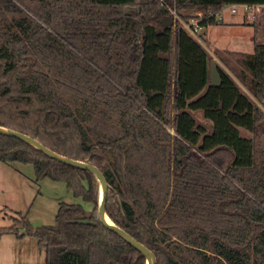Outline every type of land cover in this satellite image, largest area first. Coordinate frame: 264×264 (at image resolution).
Wrapping results in <instances>:
<instances>
[{
	"label": "trees",
	"instance_id": "1",
	"mask_svg": "<svg viewBox=\"0 0 264 264\" xmlns=\"http://www.w3.org/2000/svg\"><path fill=\"white\" fill-rule=\"evenodd\" d=\"M234 4L264 0H0V126L97 166L108 217L155 264H264V41L234 76L216 62L214 85L201 38L162 24L174 7L215 26ZM0 161L91 205L61 202L53 225L23 218L0 239L26 230L46 264H146L102 224L94 172L3 134Z\"/></svg>",
	"mask_w": 264,
	"mask_h": 264
},
{
	"label": "rangeland",
	"instance_id": "2",
	"mask_svg": "<svg viewBox=\"0 0 264 264\" xmlns=\"http://www.w3.org/2000/svg\"><path fill=\"white\" fill-rule=\"evenodd\" d=\"M261 14H264V8L258 15ZM223 16L241 19L244 13L241 9L232 13L226 7ZM252 20L260 19L255 17ZM219 26L221 25L203 27L199 31V37L207 49L224 60L223 68L233 74V68H239L240 60L253 50L254 28L249 25H247L249 28ZM263 32L264 28L258 29L257 41H264ZM170 130L173 132L172 129ZM61 202L77 203L88 209L91 208L82 197L75 196L68 189L66 182L49 176L38 178L32 163L0 161V227L10 226L23 218L33 230L53 225ZM20 234L19 238L15 235L18 254L13 258L6 257L1 252L3 248L1 247L0 264H45L46 252L38 239L28 234L26 230H21ZM7 247L13 250L11 245Z\"/></svg>",
	"mask_w": 264,
	"mask_h": 264
},
{
	"label": "water",
	"instance_id": "3",
	"mask_svg": "<svg viewBox=\"0 0 264 264\" xmlns=\"http://www.w3.org/2000/svg\"><path fill=\"white\" fill-rule=\"evenodd\" d=\"M130 8L127 7L126 10L128 11ZM163 25H173V19H167L162 22ZM211 80L214 85H219L221 83V77L217 68V64L215 60L211 61ZM0 134L15 137L18 139H21L23 141H26L30 143L31 145L39 148L42 152H44L49 157L59 160L61 162L67 163L69 165L81 168V169H87L92 172H94L101 184V196L99 201V216L102 221V224L113 231H115L117 234H119L123 239H125L128 243H130L132 246H134L136 249H138L145 257H146V264H155V257L153 255V252L149 250L144 244L139 242L137 239H135L132 235H130L127 231L124 229L118 227L107 215L106 212V206H107V198H108V182L104 175V173L95 165L87 163L85 161L76 160L73 158H69L66 156H63L47 146H45L40 141L32 138L31 136L17 131L13 130L7 127L0 126ZM107 217L111 220V222L107 221Z\"/></svg>",
	"mask_w": 264,
	"mask_h": 264
},
{
	"label": "crops",
	"instance_id": "4",
	"mask_svg": "<svg viewBox=\"0 0 264 264\" xmlns=\"http://www.w3.org/2000/svg\"><path fill=\"white\" fill-rule=\"evenodd\" d=\"M226 8L223 9L222 14H221V19H220V24L221 26L219 27H233V28H249L247 25L249 26H253L254 28V38L256 39L257 37V29L255 27V25L260 26L261 28H264V14H261L260 16L258 15L257 18H259L260 20L256 21V20H252L247 18L245 15L241 17V19L239 17L235 18V17H230V16H223L224 10ZM222 23H225L224 25H222ZM260 23V24H259ZM212 27V26H210ZM264 36V32L262 34ZM251 37H253V35H251ZM255 43V41H254ZM254 43H253V50H254ZM209 50V49H208ZM252 50V52H253ZM209 52L211 53V55L214 57V60L220 64L222 67L223 65H225L224 60H222L216 53H214L212 50H209ZM251 52V53H252ZM19 238V236L17 237ZM17 238L15 237V234L12 233H6L4 234L1 239H0V248H2V253H4L6 255V257L9 258H13L15 255L18 254L17 251V247L15 246L16 240ZM8 246H12L13 250L10 249V247L8 248ZM45 264H46V260H45Z\"/></svg>",
	"mask_w": 264,
	"mask_h": 264
},
{
	"label": "built area",
	"instance_id": "5",
	"mask_svg": "<svg viewBox=\"0 0 264 264\" xmlns=\"http://www.w3.org/2000/svg\"><path fill=\"white\" fill-rule=\"evenodd\" d=\"M264 8L262 5H249V4H234L228 6L227 9H230L232 13H236L238 9L243 10L244 15L249 19L257 18L258 14L261 12V9ZM172 19L174 24H181L192 36L199 37V31L203 28L201 25L202 20L205 17L203 11L194 10L191 14L193 16L190 20H185L176 10V8H170ZM221 14H219V20L221 19Z\"/></svg>",
	"mask_w": 264,
	"mask_h": 264
},
{
	"label": "bare ground",
	"instance_id": "6",
	"mask_svg": "<svg viewBox=\"0 0 264 264\" xmlns=\"http://www.w3.org/2000/svg\"><path fill=\"white\" fill-rule=\"evenodd\" d=\"M107 221L111 222V220L107 217Z\"/></svg>",
	"mask_w": 264,
	"mask_h": 264
}]
</instances>
